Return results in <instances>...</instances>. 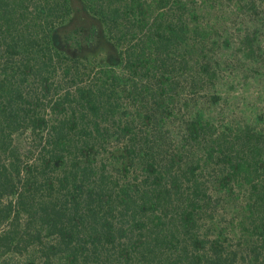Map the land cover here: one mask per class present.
I'll return each mask as SVG.
<instances>
[{
  "label": "trees",
  "instance_id": "trees-1",
  "mask_svg": "<svg viewBox=\"0 0 264 264\" xmlns=\"http://www.w3.org/2000/svg\"><path fill=\"white\" fill-rule=\"evenodd\" d=\"M226 2L264 8V0H0L1 258L264 264V132L218 127L215 111L202 110L220 101L221 66L208 45ZM75 4L102 28L109 56L81 58L97 39L68 33ZM255 39L244 40L249 59ZM183 69L198 109L176 120L181 83L172 74ZM128 95L133 106L122 104Z\"/></svg>",
  "mask_w": 264,
  "mask_h": 264
},
{
  "label": "rangeland",
  "instance_id": "rangeland-1",
  "mask_svg": "<svg viewBox=\"0 0 264 264\" xmlns=\"http://www.w3.org/2000/svg\"><path fill=\"white\" fill-rule=\"evenodd\" d=\"M90 16L82 4H75V21L71 29L68 30V33L75 30H85L86 35L92 32L94 39H97L91 48H86L87 50L85 49L81 53L83 60L86 58L89 60L97 59L100 54L104 53H106L105 56L110 55L108 43L100 42L99 39L102 35L100 32L102 28L98 26L95 18ZM211 20L215 22V28L211 34L208 47L210 55L216 56L221 66L217 84L220 101L218 105L211 106L208 103V97H206L207 102L203 105L202 110L209 112L212 108L215 111L218 120L216 126L218 127L225 123H231L235 127L245 128L249 126L253 130L264 132V8L257 7L254 10L250 6H245L240 10L235 9L230 2H226L224 9L217 12ZM251 34L256 38L254 59H249L244 51V40ZM100 43L102 46L98 45ZM180 53L173 60L176 67L182 60H186L183 59V56H187L185 51L182 50ZM187 75L188 70L185 71V69L172 74L181 83L174 101L171 102L173 117L176 120L182 119L184 116L188 117L194 113V110L198 109L193 104L187 90ZM89 76L86 77V83L93 81V71L90 72ZM157 87L159 90L160 83ZM122 104L129 107L134 102L128 95ZM137 104L139 105V103ZM17 262L19 259L16 257H0V264H17Z\"/></svg>",
  "mask_w": 264,
  "mask_h": 264
}]
</instances>
